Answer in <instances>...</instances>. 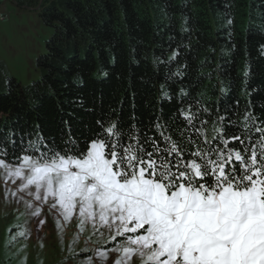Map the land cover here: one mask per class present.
<instances>
[{
	"label": "trees",
	"instance_id": "16d2710c",
	"mask_svg": "<svg viewBox=\"0 0 264 264\" xmlns=\"http://www.w3.org/2000/svg\"><path fill=\"white\" fill-rule=\"evenodd\" d=\"M44 1L39 78L23 85L0 62L9 160L69 131L83 141L101 116H134L140 132L195 113L209 140L224 123L229 135L264 124V0Z\"/></svg>",
	"mask_w": 264,
	"mask_h": 264
},
{
	"label": "snow or ice",
	"instance_id": "6c2138e0",
	"mask_svg": "<svg viewBox=\"0 0 264 264\" xmlns=\"http://www.w3.org/2000/svg\"><path fill=\"white\" fill-rule=\"evenodd\" d=\"M134 120L101 116L83 141L69 131L15 162L0 141L6 195L33 217L75 220L79 234L121 237L103 264H264V124L229 135L224 123L209 140L195 113L140 132Z\"/></svg>",
	"mask_w": 264,
	"mask_h": 264
},
{
	"label": "rangeland",
	"instance_id": "374dc122",
	"mask_svg": "<svg viewBox=\"0 0 264 264\" xmlns=\"http://www.w3.org/2000/svg\"><path fill=\"white\" fill-rule=\"evenodd\" d=\"M44 4V0H0V62L7 76L23 85L39 78L36 60L52 33L41 18ZM4 180L0 170V264H89L93 256L103 264L99 253L107 252L110 258L111 249L123 243L121 237L113 241L107 231L93 236L91 227L79 234L75 220L54 222L46 210L31 216L24 204L6 195L14 186L6 188ZM10 232L17 236L11 244ZM133 259L140 264L138 257Z\"/></svg>",
	"mask_w": 264,
	"mask_h": 264
}]
</instances>
